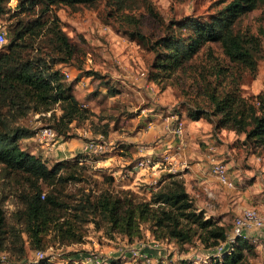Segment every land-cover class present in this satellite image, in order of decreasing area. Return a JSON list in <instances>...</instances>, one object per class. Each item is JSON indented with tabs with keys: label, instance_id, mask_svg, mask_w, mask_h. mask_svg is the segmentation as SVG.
<instances>
[{
	"label": "rangeland",
	"instance_id": "374dc122",
	"mask_svg": "<svg viewBox=\"0 0 264 264\" xmlns=\"http://www.w3.org/2000/svg\"><path fill=\"white\" fill-rule=\"evenodd\" d=\"M230 1L133 0L125 10L120 11L113 0H89L76 2L74 6H33L25 12L17 8L18 0L7 3L4 14L0 15V30L5 31L7 41L12 29L19 26L27 29L34 21L40 20L46 23L45 28L26 35L24 43L29 45V54L44 57L52 64L57 61L58 55L49 45L48 27L53 22L62 26L76 48L70 63L57 62L55 68L61 69L65 83L74 85V94L82 107L88 110L87 118L64 126L63 130L66 129L70 136L60 135L50 146L38 139L36 132L47 125L58 129L62 114L60 104L49 112L31 111L17 121L34 132L22 139L21 146L44 158L49 166L59 161L78 163L74 168L80 181H69L57 187L64 200L73 203L83 193H98L103 189L116 194L130 192L137 198L149 200L160 179L173 172L182 175L195 203L207 214L219 215L231 233L235 217L244 208L253 207L264 214V150H255L245 144L244 134L229 128L215 129L207 115L196 118L202 108L205 111L212 109L209 90L220 94L236 90L246 96L264 91V0H259L257 8L240 15L236 23L238 30L253 34L260 40L255 73L231 62L219 42H209L171 77L154 80L149 76L156 72L153 67L156 53L152 46L158 37L172 29L177 30V21L186 17L207 19ZM6 45L5 42L0 44V52ZM129 66L134 68L135 78L127 72ZM64 70L69 72V77ZM149 108L152 112L147 110ZM144 109L146 112H143ZM155 114L162 117H157V122L174 115L171 126L176 128L183 122L184 133L190 127L195 134L202 133L199 139L206 131L217 135L211 142L216 147L213 156L227 163L235 186L212 182L210 188L215 197L209 196L203 190L204 186L199 188V182L185 177L183 170H162L168 161L155 152H146L153 160L150 165L139 166L138 161L143 155L129 139L136 134L144 139L142 143L149 146L156 144L157 140L144 138L149 122L155 121ZM212 119L215 118L212 116ZM100 135L108 143L105 152L94 154L84 150L88 137ZM175 136L180 141L183 138ZM197 145L203 153L207 152L209 143L205 140H198ZM51 189L46 185L42 187L44 193ZM32 192L34 188L24 175L6 174L0 164V203L9 216L20 206L22 197ZM100 223L101 227L94 222L80 224L85 233L80 242L68 244L58 239L50 240L49 247L43 251L44 257L54 264H67L69 259L78 258L77 254L82 257L80 259H85L86 255L94 253L103 259L117 260L119 264H143L132 253L139 241L132 242L122 234L109 232L104 218L100 219ZM142 240L154 242L146 229ZM160 247L154 254L160 262L163 260V264H178L185 258L199 264L207 259V253L198 240L186 245L183 252L173 242L165 241ZM38 251L27 242L26 256L21 262H36ZM0 257V264L17 260V256L6 252L0 253ZM254 258L252 264H264L260 255ZM155 264L159 263L155 261Z\"/></svg>",
	"mask_w": 264,
	"mask_h": 264
},
{
	"label": "trees",
	"instance_id": "16d2710c",
	"mask_svg": "<svg viewBox=\"0 0 264 264\" xmlns=\"http://www.w3.org/2000/svg\"><path fill=\"white\" fill-rule=\"evenodd\" d=\"M88 1L18 0L17 8L25 12L33 6H74L76 2ZM113 1L122 11L133 0ZM9 2L0 0V15ZM258 3L259 0H232L207 19L186 17L177 21V30L172 29L153 43L156 72L150 74V78L171 77L209 42H219L231 62L255 73L260 40L238 30L236 23L240 15L257 8ZM45 26L46 23L39 20L27 29L24 26L12 29L9 41L6 37L5 49L0 52V164L6 174L24 175L34 188V192L22 197L20 206L10 216L0 203V253L17 256V260L9 264H29L21 262L26 256L27 242L32 249L40 251L46 250L54 239L68 244L80 242L85 236L80 224L94 222L101 227V218L107 220L109 232L122 234L132 242L145 238V229L154 240L173 242L182 252L186 245L198 240L207 253V259L199 264H252L254 257L260 255L258 242L247 235L231 238L232 233L219 217L207 214L195 203L180 173L169 172L161 178L149 200L137 198L130 192L116 194L108 189L83 193L73 203L60 196L58 185L80 181L75 169L78 163L59 161L49 166L44 158L21 146L22 139L34 132L17 123L31 111L49 112L60 104L59 130L54 128L59 136H70L63 127L87 118L88 110L74 94V85L65 83L61 69L55 68V63H70L76 54L62 26L53 22L48 27L50 48L58 55L54 64L28 53L29 45L24 43L27 33L43 30ZM207 93L212 109L198 108L201 110L196 118L207 115L215 129L229 128L244 134L245 144L264 150V91L249 96L236 90L223 94L209 90ZM43 185L52 189L44 193ZM220 246L222 251H218ZM69 260V264H78L73 258ZM194 262L185 258L178 264ZM32 264L54 263L46 257ZM108 264H119V261L108 259Z\"/></svg>",
	"mask_w": 264,
	"mask_h": 264
},
{
	"label": "built area",
	"instance_id": "2783aa9c",
	"mask_svg": "<svg viewBox=\"0 0 264 264\" xmlns=\"http://www.w3.org/2000/svg\"><path fill=\"white\" fill-rule=\"evenodd\" d=\"M5 41L6 33L5 31L0 30V44H3ZM63 72L67 77L70 76L68 71L64 70ZM175 132L182 138L184 135L183 122H180L177 125ZM85 134H87L86 131ZM36 137L50 146L51 143L54 144V141L59 138V133L54 127L47 125L38 129L36 132ZM107 148L108 143L103 135H100L96 138L88 137V140L84 145V150L94 154L103 153L107 150ZM143 148L144 147H141L140 150ZM215 151V145L212 143L209 144L206 156L209 160V166L212 170V173L216 176L220 184L234 187L235 183L229 175V167L227 163L221 159L215 158L213 156ZM163 158L167 160V156H164ZM152 161L153 160L151 156L146 155L139 159L138 165L146 167L150 165ZM236 235H247L252 237L254 241H257L259 244L260 256L264 260V214H261L256 208L253 207L244 208L234 219L231 238L235 237ZM160 245L161 242L156 240H154L153 243L148 240H141L138 242V246L132 250L133 257L142 261L143 264H155V261H157L159 264H163V260L160 262L156 255L153 254V251L161 248ZM218 251H222V246L218 248ZM37 258V261L45 258L44 252L38 251ZM74 261L78 264H108V259H103L94 253L87 255L85 259L76 258ZM67 264H69V262Z\"/></svg>",
	"mask_w": 264,
	"mask_h": 264
},
{
	"label": "crops",
	"instance_id": "0c3cea01",
	"mask_svg": "<svg viewBox=\"0 0 264 264\" xmlns=\"http://www.w3.org/2000/svg\"><path fill=\"white\" fill-rule=\"evenodd\" d=\"M127 72L131 77L135 78L134 75H136V72L134 71L133 67L129 66ZM147 110L149 112H152L151 108ZM143 112H146V109H144ZM153 117L155 121L157 117L159 119L162 118L159 114H155ZM172 118H174V115H170L165 119L163 118V120H160L159 122L156 121L158 124L155 121L149 122L147 134L144 135V138L148 141L157 140L156 144L149 146V144L142 143L144 139L136 136V134L131 136L129 142L136 144L137 151L140 152L143 156L148 155L146 152H155V154L163 155V157L167 156L168 162L166 164V167H164V169L162 170H183L185 177L194 179L196 183L199 182V188L204 186L203 190L205 191V193L209 196L215 197V194L213 193L210 186L212 182H219L210 169L209 160L206 157L207 152L203 153L202 150L198 147L197 143L198 140H205V142L211 144L213 139L217 138V135L214 136L213 133L206 131L204 135H202L201 139H199V136L202 133L199 132L198 134H195L194 130L188 127L186 133H184L183 138L180 141L179 138L175 136L176 128L171 126ZM141 147L144 148L140 150ZM209 214L213 215V213ZM215 216L219 217V215ZM154 253L155 252L153 251V254ZM76 257H78L79 259L82 258L81 256H79V254H77Z\"/></svg>",
	"mask_w": 264,
	"mask_h": 264
}]
</instances>
